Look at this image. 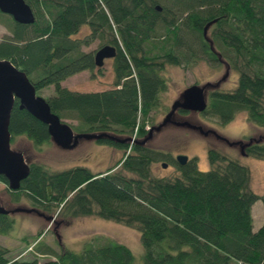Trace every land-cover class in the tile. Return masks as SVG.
I'll use <instances>...</instances> for the list:
<instances>
[{
    "label": "trees",
    "instance_id": "16d2710c",
    "mask_svg": "<svg viewBox=\"0 0 264 264\" xmlns=\"http://www.w3.org/2000/svg\"><path fill=\"white\" fill-rule=\"evenodd\" d=\"M24 1L33 13L30 23L0 12L8 30L0 38V57L23 70L35 91L52 86L44 98L61 120L75 121L67 122L74 132L103 131L124 140L93 139L121 150L100 171L81 165L51 170L27 161L29 172L19 187H7L10 200L27 197L33 207L49 217L56 213L60 221L92 214L136 228L140 264H264V217L253 230L251 216L255 200L264 205V192L251 190L246 165L211 143L206 170L197 168L195 157L184 164L172 158L178 174L156 176L151 163L170 155L148 140L139 142L155 124L149 113L166 86L163 64H186L200 56L222 61L237 73L233 88L206 89L200 113L223 124L244 111L247 121L264 128V0ZM83 27L88 32L78 36ZM96 37L115 46L113 86L77 91L61 85L66 76L93 68L91 52L80 46ZM8 131L10 146L16 136L35 146L50 141L46 125L19 108L16 98ZM244 138L237 140L241 148L236 144L242 155L264 160V135ZM0 181L6 183L2 175ZM12 223L11 214L0 213V234H7ZM42 231L31 245L54 258L40 264H136L131 250L111 238L87 240L78 251L62 246L55 253L41 243ZM6 253L0 245V264L38 263L35 255L20 259Z\"/></svg>",
    "mask_w": 264,
    "mask_h": 264
},
{
    "label": "rangeland",
    "instance_id": "374dc122",
    "mask_svg": "<svg viewBox=\"0 0 264 264\" xmlns=\"http://www.w3.org/2000/svg\"><path fill=\"white\" fill-rule=\"evenodd\" d=\"M87 32V29L83 27L77 35L82 36ZM7 33V28L0 22V38ZM102 43L103 41L96 37L89 40L86 45H81L80 49L93 54L94 50ZM104 60L99 67L94 65L91 70L84 69L82 74L66 76L61 85L77 91H94L112 87L113 62L111 58ZM160 75L164 78L166 86L158 93L156 109L149 113L154 123L161 120L171 101L178 97L186 85L194 82L197 84L207 81L215 82L219 78L221 81L218 88L228 90L234 87L237 78V73L231 68L226 69V64H222L221 61H208L203 56L186 64L165 63ZM35 92L45 97L52 93V86L42 87ZM175 118L201 124L203 128L213 129L230 140L264 135V128L247 121L244 111L235 112L233 117L223 124H220L214 116L194 111H189L184 115L175 113ZM64 120L75 122L74 120ZM147 142L150 146L166 151L170 155L168 159L155 160L151 163L150 172L153 175L173 176L178 174L172 161V158L178 153H183L188 158L195 157L197 168L206 170L209 167L206 147L212 143L227 154L237 157L242 164L250 169L249 187L251 190L258 194L264 192V160L242 155L238 145H229L214 137L213 134L209 133L204 136L196 130L168 123L158 131H154ZM11 146L20 150L27 161L42 163L51 170L81 165L91 171H100L106 169L121 155L120 149L84 138L80 139L77 145L72 148H61L51 140L35 146L26 137L16 136L11 141ZM162 161L166 163V166L160 165ZM0 203L7 208L32 207L30 200L22 195L17 202L11 201L7 184L2 181H0ZM11 216L13 223L10 231L7 234H0V245L6 247V255L9 258L28 259L35 255L37 264L47 259H53V254L36 251L31 245L37 231L43 229L40 241L55 253L59 252L62 246L78 251L87 240L98 243L104 241L105 238H111L125 244L131 250L135 263L140 264L142 247L136 228L92 214L74 216L63 219V221L58 219L56 213H54L53 220L49 221L33 212L18 211L11 213ZM251 216L252 229L255 230L264 217V205L261 200L257 199L252 203ZM54 225H56L55 230L52 227Z\"/></svg>",
    "mask_w": 264,
    "mask_h": 264
},
{
    "label": "water",
    "instance_id": "95a60500",
    "mask_svg": "<svg viewBox=\"0 0 264 264\" xmlns=\"http://www.w3.org/2000/svg\"><path fill=\"white\" fill-rule=\"evenodd\" d=\"M155 9L160 10V5L155 4ZM0 12L6 13L19 23H30L33 21V13L29 5L24 0H0ZM206 25L203 28L205 32ZM115 46L109 43L101 44L92 54L93 63L99 67L103 64L104 58L112 57L115 54ZM224 63V62H223ZM225 64V63H224ZM226 69L227 66H226ZM221 79L215 82L207 81L203 84L190 83L186 85L178 97L173 99L168 109L164 113L160 121L152 125L147 135L139 142L144 143L152 137L154 131L168 123L178 127H187L196 130L199 134H213L217 139L239 147L240 142L230 140L225 136L218 134L210 128H203L201 124L190 122L186 119H176L175 113L178 108L200 112L206 106V89L212 86H218ZM14 98L18 101V107L26 110L33 117L46 125V130L50 140L61 148H72L77 145L80 139H95L99 137H108L111 139H119L108 132H74L71 126L61 120L57 114L50 110V107L41 95L36 94L33 83L28 79L25 72L17 68L9 59L0 57V175L6 179L7 187L15 190L19 187L20 181L28 174L29 165L23 153L10 146V133L8 131L9 112L12 107ZM126 140V139H125ZM242 154V151H240ZM174 159L178 164H184L188 157L183 153L175 155ZM162 167L166 166L165 162H160ZM33 212L41 216L45 220H53V216L49 217L40 212L35 207L14 206L7 208L0 203V213L13 212Z\"/></svg>",
    "mask_w": 264,
    "mask_h": 264
},
{
    "label": "crops",
    "instance_id": "0c3cea01",
    "mask_svg": "<svg viewBox=\"0 0 264 264\" xmlns=\"http://www.w3.org/2000/svg\"><path fill=\"white\" fill-rule=\"evenodd\" d=\"M83 72H84V69H83V70H80V71H77V72H75V73H73V74H71V75H72V76H73V75H78V74H82ZM71 75H69V76H71ZM63 81H64V79L61 80L60 83L62 84Z\"/></svg>",
    "mask_w": 264,
    "mask_h": 264
},
{
    "label": "flooded vegetation",
    "instance_id": "af4514ba",
    "mask_svg": "<svg viewBox=\"0 0 264 264\" xmlns=\"http://www.w3.org/2000/svg\"><path fill=\"white\" fill-rule=\"evenodd\" d=\"M115 54H116V51H115ZM115 54H114V55H115ZM108 58H111V59H112V62H113V58H114V56H112V57H108ZM104 59H105V58H104ZM104 61H105V60H103V62H104ZM221 63L224 64L222 61H221ZM113 76H114V73H113ZM217 79H218V78H217Z\"/></svg>",
    "mask_w": 264,
    "mask_h": 264
}]
</instances>
